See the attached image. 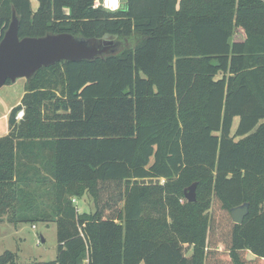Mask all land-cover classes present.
Here are the masks:
<instances>
[{
  "label": "trees",
  "instance_id": "trees-1",
  "mask_svg": "<svg viewBox=\"0 0 264 264\" xmlns=\"http://www.w3.org/2000/svg\"><path fill=\"white\" fill-rule=\"evenodd\" d=\"M97 1L37 0L34 10L31 0H0V40L15 9L20 38L122 42L115 54L57 63L27 81L0 138V187L15 198L37 180L61 193L17 224H57L58 257L45 264H264V0H125L116 12ZM59 67L67 94L40 144L44 162L27 168L42 129L32 106L46 93L36 82ZM24 108L27 124L16 119ZM195 182L205 198L197 191L189 203ZM85 189L93 214L73 203ZM244 203L250 214L235 224L231 209Z\"/></svg>",
  "mask_w": 264,
  "mask_h": 264
},
{
  "label": "rangeland",
  "instance_id": "rangeland-1",
  "mask_svg": "<svg viewBox=\"0 0 264 264\" xmlns=\"http://www.w3.org/2000/svg\"><path fill=\"white\" fill-rule=\"evenodd\" d=\"M31 1L33 9L36 10L39 5L37 0ZM9 17L11 20V15ZM235 37L244 38L245 34L242 32V30L238 29ZM116 39L118 40L120 37H116ZM134 46L135 44L129 45L130 48ZM50 73H52V70L51 72H46L43 75L45 81L36 82L38 89L37 91L46 93L43 96V100L35 103L32 106L33 111H35L34 122H38L42 129L39 127L38 130L33 132V135L36 133L39 135V138L35 142L36 145L34 146L37 155L32 156L33 159L31 161H33V163H29L26 159L22 160L23 163H26L27 168L31 167L32 165L35 166L38 160L41 163L44 162L46 155L42 153L40 144L42 143L43 139H45V136L51 135V125L53 121V109L55 101L57 99L64 98L67 94V79L65 69L63 67L55 69L51 77L49 76ZM5 91L6 90H0V118L6 112L7 106H9L10 103L13 104L17 100L15 95L9 97V94H6ZM24 110L26 113L25 118L21 121L18 120L17 122H23L27 124L28 108H24ZM5 123V119L1 118L0 126H4ZM238 123L239 119H236L233 126L234 133L238 127ZM35 124L36 123L33 125ZM24 133H26V131H24ZM24 143L25 146L30 145L28 139H25ZM5 155H7V152H5ZM19 162L20 159H18L17 167H19ZM43 169L44 168L41 167L40 170ZM42 174L45 175L44 172H42ZM36 181H32L27 185L22 183L21 185H26L25 190H23L25 193L23 192L15 198H13V191L15 190L12 189L9 192L8 188L0 187V206L2 204L7 207V209H5L3 206L0 209V260L7 259L8 263H11L12 260H15L17 264H45L57 260L59 242L58 227L56 223L28 221L17 224V221L21 220L22 218L36 215L37 211L35 209L38 207L40 208V205L42 208L54 207L55 202L61 193V188L56 186L53 182L43 183V181ZM154 182L156 181L154 180ZM160 183L165 184V180H161ZM67 188L69 189V187ZM82 188L83 186L81 185L72 187V189H69V192L67 191V193L63 195L64 199L74 196L73 194H76L77 191H80ZM47 190L53 191L54 194L52 195L51 193L49 196ZM197 191L200 194V198H198V200L201 199L202 201L205 198L204 191L198 188ZM73 200H75L73 203L81 212L85 210L91 214L95 212L94 199L90 195L89 190L85 189L81 191L80 197H73ZM181 203L185 204L184 199L181 200ZM24 209L25 211L23 212ZM207 213L210 214V211H205V214ZM168 222L170 223L171 220L168 219ZM157 231L162 232L163 230L158 228ZM10 256H12L14 259H12ZM83 264H88V260L84 259Z\"/></svg>",
  "mask_w": 264,
  "mask_h": 264
},
{
  "label": "water",
  "instance_id": "water-1",
  "mask_svg": "<svg viewBox=\"0 0 264 264\" xmlns=\"http://www.w3.org/2000/svg\"><path fill=\"white\" fill-rule=\"evenodd\" d=\"M19 27L20 20L14 9L9 28L0 40V90L9 81H30L42 68L61 62L95 60L115 54L122 47V42L114 38L87 39L70 33L20 38ZM197 187L195 182L185 189L189 203L197 201ZM249 214V203L231 209L233 222L238 225H242Z\"/></svg>",
  "mask_w": 264,
  "mask_h": 264
},
{
  "label": "crops",
  "instance_id": "crops-1",
  "mask_svg": "<svg viewBox=\"0 0 264 264\" xmlns=\"http://www.w3.org/2000/svg\"><path fill=\"white\" fill-rule=\"evenodd\" d=\"M26 86L27 81L25 79H20L16 83H11L2 88L3 91L6 90L5 92L6 94H9V97L15 95L17 100L13 104L10 103L9 106H7L6 112L1 117L5 119L6 123L4 126H0V138H3L10 133L9 115L15 107L22 103V100L26 95Z\"/></svg>",
  "mask_w": 264,
  "mask_h": 264
},
{
  "label": "built area",
  "instance_id": "built-area-1",
  "mask_svg": "<svg viewBox=\"0 0 264 264\" xmlns=\"http://www.w3.org/2000/svg\"><path fill=\"white\" fill-rule=\"evenodd\" d=\"M124 2H125V0H115V3H116L115 9H112L109 7V0H99L96 2V6L102 8L106 11H109V12H116V11H119L120 9L123 8ZM24 116H25V111L22 110L17 114L16 119L22 120L24 118ZM74 202H75V200H74ZM34 228H35V226H34Z\"/></svg>",
  "mask_w": 264,
  "mask_h": 264
},
{
  "label": "clouds",
  "instance_id": "clouds-1",
  "mask_svg": "<svg viewBox=\"0 0 264 264\" xmlns=\"http://www.w3.org/2000/svg\"><path fill=\"white\" fill-rule=\"evenodd\" d=\"M109 7L112 9H115V7H116L115 0H109Z\"/></svg>",
  "mask_w": 264,
  "mask_h": 264
}]
</instances>
